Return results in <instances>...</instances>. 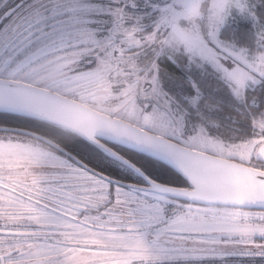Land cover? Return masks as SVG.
Listing matches in <instances>:
<instances>
[{"label": "snow or ice", "instance_id": "snow-or-ice-1", "mask_svg": "<svg viewBox=\"0 0 264 264\" xmlns=\"http://www.w3.org/2000/svg\"><path fill=\"white\" fill-rule=\"evenodd\" d=\"M0 0V264H264V0Z\"/></svg>", "mask_w": 264, "mask_h": 264}, {"label": "clouds", "instance_id": "clouds-1", "mask_svg": "<svg viewBox=\"0 0 264 264\" xmlns=\"http://www.w3.org/2000/svg\"><path fill=\"white\" fill-rule=\"evenodd\" d=\"M255 0H190L183 26L199 27L202 31L213 30L216 25L213 18L226 14H240V5L253 4Z\"/></svg>", "mask_w": 264, "mask_h": 264}]
</instances>
